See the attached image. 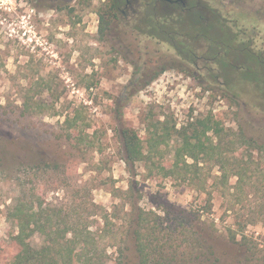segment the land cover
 Segmentation results:
<instances>
[{
    "label": "rangeland",
    "instance_id": "374dc122",
    "mask_svg": "<svg viewBox=\"0 0 264 264\" xmlns=\"http://www.w3.org/2000/svg\"><path fill=\"white\" fill-rule=\"evenodd\" d=\"M213 1L226 17L257 9L264 18V0H243L240 6L238 0ZM106 6L107 0H0V243L17 234L10 214L24 195L37 210H53L58 221L87 217L97 238L92 264L121 260L134 204L177 230L167 248L173 264L189 250L186 243L180 247L175 227L182 209H200L201 220L214 219L222 232L237 218L254 220L245 233L256 236L264 250V64L248 54L264 51L213 46V38L227 34L206 33L198 10L180 17V29L192 31H182L183 38L176 32L151 36L146 20L109 17ZM102 17L108 23L103 33ZM191 47L199 56L194 61L179 53H192ZM217 48L224 61L214 56ZM162 67L167 69L153 78ZM210 116L226 129L222 153L197 163L186 155L189 165L182 171L164 169L179 159L183 135L173 126H186L189 137L192 123ZM122 127L143 138L146 158L131 168L124 160ZM230 129L243 131L245 144ZM203 139L217 144L219 136L209 131ZM219 157L230 161L228 186L237 182L235 162L245 167L243 187L231 189L236 196H223L226 185L216 179L222 173ZM230 204L233 211L227 210ZM43 241L40 232L32 237L36 246ZM133 243L128 241L130 264L137 261ZM212 243L225 246L219 238ZM14 248L6 247L7 254Z\"/></svg>",
    "mask_w": 264,
    "mask_h": 264
},
{
    "label": "trees",
    "instance_id": "16d2710c",
    "mask_svg": "<svg viewBox=\"0 0 264 264\" xmlns=\"http://www.w3.org/2000/svg\"><path fill=\"white\" fill-rule=\"evenodd\" d=\"M115 7L116 3L113 0H107L104 13L109 17H116ZM102 18L101 33L105 29L104 26L108 24L105 22L104 17ZM180 36L184 38L186 33L180 32ZM172 44L177 48L174 43ZM188 46L190 47V45ZM188 46H185L186 51ZM191 49L193 50L192 53H183V49L179 53L184 59L188 60L191 58L194 61L195 57L199 56L196 54V48L191 47ZM214 50L217 51L214 54L216 59L222 57V61H224L225 55L220 57L219 53L221 52L219 49ZM233 67L238 69L237 66ZM166 69V67H162L152 77H157ZM150 81L147 83L150 84ZM233 97L237 99L236 94ZM74 120H77L76 117ZM175 127L176 125L173 126L174 132L177 135H183V137L182 143L177 150L179 159L171 164L170 167H164L171 173H174L179 168L182 171L184 169L181 167L182 165H189L185 159L186 155L192 157L197 163L200 157L205 158L212 153L213 155L215 153L220 154L225 147L221 146L220 143L222 140L221 135L226 129L221 126V121L211 116L198 119L196 123H192L193 132L189 137L187 136L188 132H185L186 126L180 129ZM209 131L219 136L217 144L203 139V136H206ZM230 131L232 130L230 129ZM232 132V135H237L235 138L239 140L240 144H245L240 141L244 137L243 131ZM119 135L125 153L124 160L130 168L135 166L138 161L146 158L143 138L140 137L136 130L130 127H122L119 129ZM230 143L235 144L234 141ZM216 162L222 171L221 175L217 176L216 179L218 183L226 185L225 191L222 190L223 196L227 192L229 195L236 196V192H231V189L234 187L239 190L243 187L245 179L248 177L245 167H240V162H235V166L238 167L234 166L232 169L233 171L235 169L233 175L238 177L237 182L234 186H228L227 183L232 174V170L229 168L230 161L219 157L216 158ZM136 199L137 195L134 197V201ZM25 201L26 198L22 195L19 200L20 203L13 207V211L10 214L16 220L17 234L10 241L5 242L4 245L0 243V264H88V262L92 264L96 260V233L90 230V222L87 217L82 218L83 214H81L77 221H58L55 218L57 214L51 213L53 210H44V208L40 210L42 205L37 210L32 203L27 204ZM211 207L212 204H209V209ZM233 209L234 205L230 204L227 210L233 211ZM199 211L200 209H182L180 210V218H176V223L179 225L175 227L180 228V247L186 243L189 248V250L180 253V264H190L189 262H193V264H264V250L260 248V242L256 239L257 237L249 236L245 233L246 228L250 224L256 223L254 220L237 218L233 224L226 225L225 231L222 232L214 219L208 224L205 221L203 222ZM163 222L160 215L153 212V210H147L134 204L126 229L128 235L123 240L122 258L117 264H130V256L127 253L132 247L128 244L130 239L134 241L133 251L137 259L134 264H173L175 255L170 256L167 248L173 245L171 240L174 237L173 233H177V230L172 225L166 226V228L163 227ZM198 223L200 224L199 226H197ZM108 224L109 218L106 217L104 226ZM208 229L210 230L208 231ZM37 232L44 235L43 244L40 246H36L32 242V237ZM100 232H102L100 236H103V228H101ZM163 237L165 239L161 241ZM216 238L225 242L224 248L220 249L217 244L212 243ZM210 240L212 241L210 242ZM8 245L15 247L13 254H7L8 252L5 248H9Z\"/></svg>",
    "mask_w": 264,
    "mask_h": 264
},
{
    "label": "flooded vegetation",
    "instance_id": "af4514ba",
    "mask_svg": "<svg viewBox=\"0 0 264 264\" xmlns=\"http://www.w3.org/2000/svg\"><path fill=\"white\" fill-rule=\"evenodd\" d=\"M113 1L116 3L115 13L118 19L146 20L145 26L148 27L146 32L150 33L151 36H156L155 32L161 34L176 32V35L180 37V32L182 31L192 32L189 29H180V17L191 10H195V12L198 10L203 21L201 22L204 27L203 30H206V33L219 30L227 34V37L224 39L213 38V46L217 47L224 44L232 49H240L241 51L247 48H257L264 51V18L261 17V11L257 9L251 11V15L249 16L244 14L243 10L237 13L236 11H229L230 14H234L230 15L231 17H226V14H223V7L213 0ZM220 1L225 2L226 0ZM230 1L232 3L235 0ZM236 2L237 6L244 3L243 0ZM239 14H242L244 18L239 19ZM244 21L250 22V27L243 26ZM174 27L175 31L172 30ZM164 40V42L168 41L166 38ZM248 54L252 58L257 59L261 64H264V52L262 55H257L256 52L253 54L248 52ZM219 55L225 54L219 53ZM228 63L232 64L230 61Z\"/></svg>",
    "mask_w": 264,
    "mask_h": 264
}]
</instances>
